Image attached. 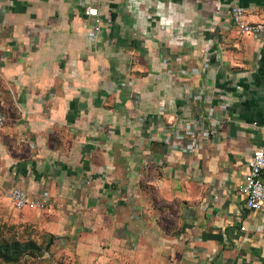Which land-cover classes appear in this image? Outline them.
Wrapping results in <instances>:
<instances>
[{
  "label": "crops",
  "instance_id": "crops-1",
  "mask_svg": "<svg viewBox=\"0 0 264 264\" xmlns=\"http://www.w3.org/2000/svg\"><path fill=\"white\" fill-rule=\"evenodd\" d=\"M88 4L111 18L95 36ZM238 4L264 19V0H0V201L22 187L100 264H264V206L238 192L264 142V38L230 24ZM197 116L209 131L172 144Z\"/></svg>",
  "mask_w": 264,
  "mask_h": 264
},
{
  "label": "built area",
  "instance_id": "built-area-1",
  "mask_svg": "<svg viewBox=\"0 0 264 264\" xmlns=\"http://www.w3.org/2000/svg\"><path fill=\"white\" fill-rule=\"evenodd\" d=\"M83 13L92 20V35H97L103 26L111 22V18L107 16L103 18L98 7L88 4L84 6ZM230 24L242 35H248L252 38H264V19L260 21H249L246 18L245 9L238 5H234L229 12ZM195 99L199 100V95L194 94ZM201 116L193 117L189 122L185 123L182 130L171 129L173 134L172 144L190 151L197 141V136L201 132L209 131L208 126L203 122ZM3 123V115L0 112V126ZM238 192L242 197L241 208L256 212L264 206V142L255 148L247 160V170L243 176L242 182L238 186ZM6 195L16 208L23 209L39 208L40 202L28 194L25 189L14 186L6 190ZM239 208V210L241 209ZM240 230H245V226L241 225Z\"/></svg>",
  "mask_w": 264,
  "mask_h": 264
},
{
  "label": "rangeland",
  "instance_id": "rangeland-1",
  "mask_svg": "<svg viewBox=\"0 0 264 264\" xmlns=\"http://www.w3.org/2000/svg\"><path fill=\"white\" fill-rule=\"evenodd\" d=\"M37 216L33 217L30 212L14 207L10 200L0 201V245L3 251L6 249L8 252L7 257L1 253L0 264H100L96 261L102 256L101 244L93 249L96 252L92 251L96 258H90V254L84 253L82 248L75 250L77 246L56 240L41 222L33 219H37ZM102 244L105 247V243ZM113 250L116 251L115 248ZM108 264L132 263L118 257L108 261Z\"/></svg>",
  "mask_w": 264,
  "mask_h": 264
},
{
  "label": "trees",
  "instance_id": "trees-1",
  "mask_svg": "<svg viewBox=\"0 0 264 264\" xmlns=\"http://www.w3.org/2000/svg\"><path fill=\"white\" fill-rule=\"evenodd\" d=\"M1 253H3V254H2L3 257H7V256H8V252H7V250L5 249V251H3V247H2V245H0V255H1Z\"/></svg>",
  "mask_w": 264,
  "mask_h": 264
}]
</instances>
